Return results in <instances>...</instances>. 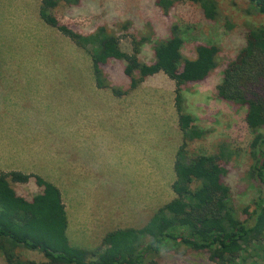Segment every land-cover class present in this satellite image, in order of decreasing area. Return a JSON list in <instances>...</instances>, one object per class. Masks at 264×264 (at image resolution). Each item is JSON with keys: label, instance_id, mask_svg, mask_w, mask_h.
<instances>
[{"label": "rangeland", "instance_id": "374dc122", "mask_svg": "<svg viewBox=\"0 0 264 264\" xmlns=\"http://www.w3.org/2000/svg\"><path fill=\"white\" fill-rule=\"evenodd\" d=\"M40 1L0 0V172L20 167L19 158L31 164L38 154V172L62 193L70 243L93 250L107 232L142 228L157 208L174 198L173 164L182 144L174 82L159 73L119 98L109 89L96 90L91 46L83 49L43 23L38 15ZM155 1L82 0L76 7L60 6L54 14L82 35L103 27L107 34L120 38L121 49L128 53L132 36L150 37L139 55L144 62L152 60L153 43L165 39L173 23L181 29L186 58L193 57L196 43L217 46V69L182 91L183 109L202 133L188 142L183 161L215 154L221 143L238 150L225 182L238 209L250 206L259 191L245 175L252 140L245 109L218 100L214 89L223 69L243 47L248 30L264 25V16L254 12L247 0H217L215 21L206 20L190 2L177 4L164 16ZM122 68V63L112 62L107 71L108 81L117 89L129 84ZM94 111L106 116L101 121L106 125L107 142L133 147V157L118 159L124 164L108 163L97 169L99 165L83 162L77 143L81 145L83 125L90 124V116L99 115ZM147 140L148 157L143 148ZM128 160L132 164L126 165ZM10 185L26 199L40 191L33 180ZM18 255L32 264L45 261L38 252L19 250ZM155 261L214 264L207 253L182 250L160 252ZM253 261L264 264L261 257ZM0 264H5L1 255Z\"/></svg>", "mask_w": 264, "mask_h": 264}, {"label": "trees", "instance_id": "16d2710c", "mask_svg": "<svg viewBox=\"0 0 264 264\" xmlns=\"http://www.w3.org/2000/svg\"><path fill=\"white\" fill-rule=\"evenodd\" d=\"M182 2L197 5L208 21H215L219 15L217 0H156L155 4L167 16ZM247 2L254 12L264 16V0ZM81 3L82 0H41L38 15L77 46H91L96 88L109 89L115 97H121L159 73L174 82V106L182 133L173 164L174 198L157 208L142 228L107 232L99 247L89 250L70 243L66 210L57 186L38 175L0 172V255L5 264H32L20 258L19 250L40 253L45 261L38 264H156L160 252L178 250L207 253L214 264H257L253 260L259 257L264 261V25L248 30L243 47L223 69L214 89L218 100L245 109L244 120L252 135L245 175L259 194L250 206L238 209L225 182L238 150L221 143L215 154L194 155L183 161L188 142L202 133L183 109L182 91L204 81L217 69L218 47L196 43L193 57L186 58L181 29L173 23L168 26V36L153 43L152 60L144 62L139 55L150 37L132 36L128 53L121 49L120 38L107 34L103 27L82 35L62 24L54 14L60 6L72 8ZM112 62L122 63L121 73L129 81L126 89H117L108 81ZM31 180L40 188L31 199L18 195L10 185Z\"/></svg>", "mask_w": 264, "mask_h": 264}, {"label": "crops", "instance_id": "0c3cea01", "mask_svg": "<svg viewBox=\"0 0 264 264\" xmlns=\"http://www.w3.org/2000/svg\"><path fill=\"white\" fill-rule=\"evenodd\" d=\"M95 89L101 90L98 88H95ZM94 112L98 114L100 113L99 111H94ZM90 117H91L90 120L87 118L90 124L83 125V132L85 133H84L83 140L81 141V145L79 146V142L77 143L78 147H82L81 148L82 149V160L84 163L88 162L89 164H92V165H99L97 169H100V166L108 164V163L113 164L116 162V163L124 164L122 160H118V159H122L123 157H126V158L133 157V150H132L133 147L131 145L120 146L117 142H107L108 140L104 137L106 125L103 124V120L101 121V118L106 117L105 115L93 114ZM116 117L117 116H114V118ZM148 143L149 141L147 140L145 146L143 147L146 150L147 157L149 156V144ZM74 145H76V143ZM153 151H154V148L153 146H151L150 148L151 157L154 156ZM13 153H14L13 156L17 155L16 152H13ZM10 155H12V152L10 153ZM135 157H138V150H136ZM27 161H29V159ZM131 162H132L131 160H128L125 163L126 165H128ZM18 163L20 164V167L5 169L4 171H1V172L16 171V172H21L25 174L38 175L42 177L44 180L50 183H53V181H50L49 179H47L45 175L38 172V154L35 158H33V162L31 164H27L25 161H22L20 158L18 160ZM22 166H24L25 168ZM144 220H146V217L144 218ZM129 228H135V227H129Z\"/></svg>", "mask_w": 264, "mask_h": 264}]
</instances>
